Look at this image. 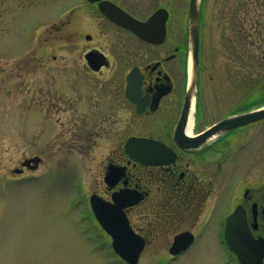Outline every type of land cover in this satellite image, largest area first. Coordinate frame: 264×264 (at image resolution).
<instances>
[{
    "label": "rangeland",
    "instance_id": "obj_1",
    "mask_svg": "<svg viewBox=\"0 0 264 264\" xmlns=\"http://www.w3.org/2000/svg\"><path fill=\"white\" fill-rule=\"evenodd\" d=\"M245 1L206 0L202 10L201 81L204 91L216 95V106L222 105L221 91L236 100L264 80V47L247 46L264 42V0H247L251 30ZM128 2L133 10L137 4L141 17L161 3L169 5L177 24L170 34L188 42L189 0ZM92 12L83 0H0V264H125L88 203L119 129L76 122L75 74L88 70L75 41L88 33L95 39L106 28L100 19L98 29L90 26ZM245 29L251 32L247 41L239 37L246 36ZM239 38L241 53L235 45ZM35 156L42 159L37 171L14 173ZM239 168L234 166L233 174ZM210 227L179 258L171 259L167 250L173 234L164 252L146 253L138 264H235L215 234L219 224Z\"/></svg>",
    "mask_w": 264,
    "mask_h": 264
},
{
    "label": "flooded vegetation",
    "instance_id": "obj_2",
    "mask_svg": "<svg viewBox=\"0 0 264 264\" xmlns=\"http://www.w3.org/2000/svg\"><path fill=\"white\" fill-rule=\"evenodd\" d=\"M102 1L143 22L158 10L167 16L165 36L151 42L112 22L101 12L100 2L83 0L93 11L90 26L98 29L100 19L106 31L95 39L88 33L75 41L88 70L75 74L76 122L89 128L119 129L92 184L89 205L95 198L126 218L132 236L143 242L141 258L164 252L166 239L174 234L167 250L175 260L197 237L208 235L210 224H219L215 234L229 261L239 264L225 240V224L233 216L241 229L237 236L251 240L254 261L264 264V80L236 100L221 91L224 103L220 100L222 105L216 106V95L202 87L200 60V82L186 118L189 49L187 40L181 42L170 34L171 25L177 26L171 7L161 3L141 17L135 13L137 4L133 10L129 0ZM239 17L236 28H241ZM237 40L241 53L244 40ZM84 77L90 81H83ZM95 82L108 85L93 87ZM201 121L206 122L201 125ZM133 139L139 141L136 149L128 146ZM236 165L240 168L233 174ZM186 232L194 235L193 243L172 255L175 237Z\"/></svg>",
    "mask_w": 264,
    "mask_h": 264
},
{
    "label": "water",
    "instance_id": "obj_3",
    "mask_svg": "<svg viewBox=\"0 0 264 264\" xmlns=\"http://www.w3.org/2000/svg\"><path fill=\"white\" fill-rule=\"evenodd\" d=\"M91 2H100V10L105 16H107L113 22L126 27L133 32H135L139 37L151 41L157 42L156 37L164 35V32L160 33L159 30L161 26V19L166 16V12L163 10L157 11L148 21L141 22L134 19L128 13L120 9L118 6L114 5L109 1L102 0H90ZM202 0H189V82H188V96L185 106V117L190 112L192 108V100L197 94L199 81H200V60H199V51H200V8ZM165 23V21H164ZM165 25V24H164ZM162 31L164 28L162 27ZM89 60V58H88ZM92 66V65H91ZM95 70H98L94 67ZM229 120L222 122V125L227 124ZM40 157H34L27 159L23 162V167H27L31 170H37L41 163ZM23 170L16 169L14 173L20 174ZM92 208L94 213L103 226V228L113 236V247L115 251L120 255L122 259L127 261L130 264H136L140 258L141 250L143 245L139 239L137 240L134 236L131 235V230L126 219L123 216L117 215L113 208L108 207L106 204L100 201L92 200ZM121 209V207H120ZM232 224V220L227 222V228ZM192 241L191 237L188 236H179L176 239V243L172 249L173 253H178L181 250L185 249L190 245ZM228 245L232 251L238 252V255L241 257H249V254L246 255L240 254L242 247L248 245H242L239 243L236 236L233 238H227ZM243 264H253L250 261L244 262Z\"/></svg>",
    "mask_w": 264,
    "mask_h": 264
},
{
    "label": "trees",
    "instance_id": "obj_4",
    "mask_svg": "<svg viewBox=\"0 0 264 264\" xmlns=\"http://www.w3.org/2000/svg\"><path fill=\"white\" fill-rule=\"evenodd\" d=\"M236 1H238V0H236ZM245 2H246V3H245L246 6H248V7H246V6L243 7L244 4H242V8H243L244 11H245L244 19L247 20V18L249 17V15H250L251 12L249 11L250 8H249L248 1L246 0ZM205 3H206V0H203V1H202V9H201V11L203 10V7L205 6ZM227 11H228V10H227ZM227 13H229V12H227ZM227 13H226V14H227ZM233 13H234V12H233ZM233 13H232V14H233ZM243 13H244V12H243ZM233 16H234V17L237 16V12H236V11H235V13L233 14ZM244 19H243V20H244ZM249 20H250V18H249ZM249 20H247V22H248V28H249V27H252V29H253L254 26H253V25H249V24L251 23V22H249ZM255 26H256V24H255ZM259 26H262V25H258V23H257L256 28H258ZM262 27H263V26H262ZM249 30H251V29L249 28ZM260 30H262V29H260ZM244 31H245V33H246V34H245L246 36H241V37L244 39V41H247V40H249V39L251 38V37L249 36V32H250V31L248 32V31H246V29H245ZM250 33H251V32H250ZM254 39H255V38H254ZM255 42H256V41H255ZM263 43H264V42H263ZM263 43L260 44V43L257 42V43H253L251 46H250V44L247 45V46H249V47H253V46H254V47H257V48H262V47H264V46H263Z\"/></svg>",
    "mask_w": 264,
    "mask_h": 264
},
{
    "label": "bare ground",
    "instance_id": "obj_5",
    "mask_svg": "<svg viewBox=\"0 0 264 264\" xmlns=\"http://www.w3.org/2000/svg\"><path fill=\"white\" fill-rule=\"evenodd\" d=\"M187 131H188L189 134H192V132H193V128L191 127V125H189Z\"/></svg>",
    "mask_w": 264,
    "mask_h": 264
}]
</instances>
